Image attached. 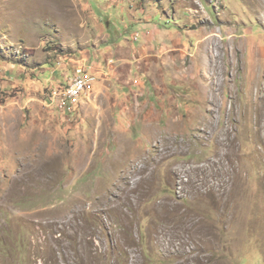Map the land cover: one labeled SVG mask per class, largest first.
Returning a JSON list of instances; mask_svg holds the SVG:
<instances>
[{"label":"rangeland","instance_id":"rangeland-1","mask_svg":"<svg viewBox=\"0 0 264 264\" xmlns=\"http://www.w3.org/2000/svg\"><path fill=\"white\" fill-rule=\"evenodd\" d=\"M263 88L264 0H0V264H264Z\"/></svg>","mask_w":264,"mask_h":264},{"label":"built area","instance_id":"built-area-1","mask_svg":"<svg viewBox=\"0 0 264 264\" xmlns=\"http://www.w3.org/2000/svg\"><path fill=\"white\" fill-rule=\"evenodd\" d=\"M93 79L94 76L89 73H84V68H79L70 83L59 91L60 95H62V98L65 100L70 99L73 106L77 104V97H80L82 93L85 92V87H87Z\"/></svg>","mask_w":264,"mask_h":264},{"label":"bare ground","instance_id":"bare-ground-1","mask_svg":"<svg viewBox=\"0 0 264 264\" xmlns=\"http://www.w3.org/2000/svg\"><path fill=\"white\" fill-rule=\"evenodd\" d=\"M258 96H261L262 101L264 102V88L262 89V92H259L258 93ZM253 109H252V112H253V115L255 116L254 119H255V121H257V124L259 125V121H260L261 117H264V110L263 109L260 110L259 108H257L256 111H253ZM224 133L225 134H228L229 133V130L226 129ZM262 138L264 139V135L262 136Z\"/></svg>","mask_w":264,"mask_h":264}]
</instances>
